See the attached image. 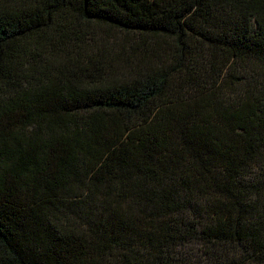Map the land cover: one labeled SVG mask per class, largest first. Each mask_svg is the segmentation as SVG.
I'll return each mask as SVG.
<instances>
[{"label": "trees", "instance_id": "1", "mask_svg": "<svg viewBox=\"0 0 264 264\" xmlns=\"http://www.w3.org/2000/svg\"><path fill=\"white\" fill-rule=\"evenodd\" d=\"M0 264H264V0H0Z\"/></svg>", "mask_w": 264, "mask_h": 264}]
</instances>
